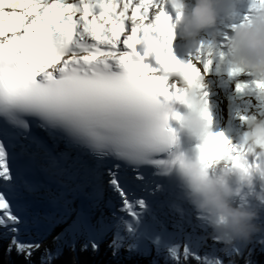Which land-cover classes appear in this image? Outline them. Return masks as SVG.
I'll list each match as a JSON object with an SVG mask.
<instances>
[{"label":"snow or ice","instance_id":"6c2138e0","mask_svg":"<svg viewBox=\"0 0 264 264\" xmlns=\"http://www.w3.org/2000/svg\"><path fill=\"white\" fill-rule=\"evenodd\" d=\"M260 13L264 0H254L236 29ZM179 18L170 0H0V240L9 256L52 264L80 239V251L95 254L111 236L115 260L121 250L131 258L155 247L185 264L188 250L172 247L153 205L130 194L121 164L109 166L120 161L155 194L141 170L169 163L164 113L180 94L173 74L198 81L205 67L203 48L177 58ZM197 150L209 167L244 156L222 133ZM57 229L53 253L43 241Z\"/></svg>","mask_w":264,"mask_h":264},{"label":"clouds","instance_id":"9594fccd","mask_svg":"<svg viewBox=\"0 0 264 264\" xmlns=\"http://www.w3.org/2000/svg\"><path fill=\"white\" fill-rule=\"evenodd\" d=\"M170 2L178 9L180 17L173 29L174 40L180 29L195 46L202 32L213 30L214 47L219 46L220 14L229 10L233 0H194L191 11H188L187 0ZM153 39L148 36L149 42ZM230 43L234 61L264 80V13L257 14L250 24L237 28ZM173 75L178 78L173 87L178 84L180 94L174 102H169L168 111L164 113L173 132V141L168 149L169 163L158 173L164 177L173 174L179 177L185 200L208 222L215 238L227 250L236 242L250 241L255 234L264 231V226L258 223L260 209L250 203L254 197L264 205V194L250 190L257 174L264 179V165L253 167L249 163V158L253 161L264 158V118L253 116L247 120V131L241 139L244 156L239 161L220 158L214 167H209L202 154L189 155L181 139V133L186 131L190 138H196L202 144L213 133L208 102L199 96L202 78L197 81L189 80L181 73ZM177 105L187 111H180ZM171 121L180 125L179 132L172 127ZM246 187H249L248 191Z\"/></svg>","mask_w":264,"mask_h":264},{"label":"bare ground","instance_id":"6f19581e","mask_svg":"<svg viewBox=\"0 0 264 264\" xmlns=\"http://www.w3.org/2000/svg\"><path fill=\"white\" fill-rule=\"evenodd\" d=\"M253 5L254 0H233V4L228 6L229 10L221 11L223 16L220 15V19L222 18L224 20V18H226L227 21H230L232 26L228 27L225 24L220 25V35H224L225 38L220 36V44L218 47H214L213 35H201L195 46L191 40L186 41L184 44V47L191 51L193 55L201 48L205 50V67L202 70L203 83L201 90L203 93H206L207 100L211 101L209 110L214 119V123L219 125L220 128H224L228 125L235 127V136H233L231 142L237 147L241 146L242 133L248 127L247 120L253 117V115H248L247 112L250 108L248 96L255 91V85L248 75L250 71L244 69L234 61L230 41L236 27L242 25L245 18L251 15ZM193 6L194 3L188 4V11H191ZM234 7H236V9ZM169 11L171 12V7H169ZM254 193L264 194V180H262V186L254 191ZM134 198L139 199L136 196H134ZM164 201H167V199ZM250 202L252 205H256V207L259 206V203H257L254 197L251 198ZM164 205L162 209L164 215L169 213L173 219L178 217L179 214L177 212L175 213L171 205ZM120 206L117 208L118 212ZM261 208L264 210V205H261ZM156 209H158V207L153 205V210ZM192 209L193 208L190 210ZM155 213L157 214V212H154V214ZM261 216L264 217V212ZM196 218L203 219L199 217V215L196 216ZM165 219V216L161 217V225L166 223ZM261 219L263 218L261 217ZM189 221L191 224L192 220H188V223ZM185 225H187L186 222H184V226ZM166 226L167 231L170 232L172 228L169 225ZM59 231V229L55 230L51 236L43 241L44 248L53 252L55 251L56 244L54 243V238L59 234ZM38 255H40V253H38Z\"/></svg>","mask_w":264,"mask_h":264},{"label":"trees","instance_id":"16d2710c","mask_svg":"<svg viewBox=\"0 0 264 264\" xmlns=\"http://www.w3.org/2000/svg\"><path fill=\"white\" fill-rule=\"evenodd\" d=\"M4 241L0 240V264H13V256L8 255ZM80 247L76 246V252L65 248L63 255L55 259L52 264H72L74 259L80 264H138L139 256L132 255L129 258L127 252L119 254V260H115L111 250L94 254L91 250L81 252ZM185 248L188 250L185 264H264V241L251 240L245 247L231 251L226 250L223 244L213 243L210 246L205 238L196 237L193 244ZM154 261L156 264H175L170 256L157 255L156 250L148 262L153 264Z\"/></svg>","mask_w":264,"mask_h":264},{"label":"rangeland","instance_id":"374dc122","mask_svg":"<svg viewBox=\"0 0 264 264\" xmlns=\"http://www.w3.org/2000/svg\"><path fill=\"white\" fill-rule=\"evenodd\" d=\"M187 3H194V0H187ZM250 79L253 81V84L255 85V91L248 96V103L250 104V108L247 112L248 115H253L259 118H264V88L258 87L259 84L264 83V80H261L258 78L254 73L250 72L249 74ZM247 131V129L244 130L242 135ZM242 139V137H241ZM194 218L189 225H185V229H182V227L177 228L178 226L175 225V223L171 220H167L165 224H162L163 227H167L166 225H169L172 229L170 233L172 234V241H171V246L174 248H179V249H184L185 247H188L193 243V239H195L193 236H201L202 238H205L207 240V243L213 244V243H218L217 239L215 238V234L212 232L208 222L204 219H198L196 216H198L197 213L193 215ZM261 220L258 221L259 224H261ZM184 225V224H183ZM262 225V224H261ZM263 226V225H262ZM261 237V238H260ZM264 238V231H261L257 234H255L251 240L254 241H260ZM22 239L27 240V237H23ZM112 237L108 236L106 237L101 243H100V249L99 253L107 252L109 251L108 244L110 243ZM84 239H80L77 241L78 246H82L84 243ZM249 241H244V242H236L230 249L231 251H235L236 249L241 248L244 245H247ZM8 240L4 241V245L7 248L8 247ZM223 244V243H221ZM224 245V244H223ZM155 250V247L152 248L151 253L146 256H139L138 264H150L148 261H150L152 257V252ZM53 252V251H52ZM127 252L126 250H121V253ZM55 253V251L53 252ZM128 253V252H127ZM129 254V253H128ZM12 256L14 258V263L13 264H25L23 257L17 255L15 252L12 253ZM36 258H39V255L37 254Z\"/></svg>","mask_w":264,"mask_h":264}]
</instances>
